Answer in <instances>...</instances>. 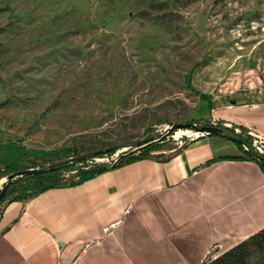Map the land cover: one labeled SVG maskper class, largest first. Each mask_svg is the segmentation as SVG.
<instances>
[{
    "label": "rangeland",
    "instance_id": "374dc122",
    "mask_svg": "<svg viewBox=\"0 0 264 264\" xmlns=\"http://www.w3.org/2000/svg\"><path fill=\"white\" fill-rule=\"evenodd\" d=\"M259 91L264 0H0V190L59 158L115 151L68 180L150 138L179 150L197 131L173 124L228 127L212 110Z\"/></svg>",
    "mask_w": 264,
    "mask_h": 264
},
{
    "label": "crops",
    "instance_id": "0c3cea01",
    "mask_svg": "<svg viewBox=\"0 0 264 264\" xmlns=\"http://www.w3.org/2000/svg\"><path fill=\"white\" fill-rule=\"evenodd\" d=\"M212 112L264 140L262 91L233 92ZM242 155L204 136L73 185L12 196L0 205V264H201L264 228V172L251 159H222Z\"/></svg>",
    "mask_w": 264,
    "mask_h": 264
},
{
    "label": "trees",
    "instance_id": "16d2710c",
    "mask_svg": "<svg viewBox=\"0 0 264 264\" xmlns=\"http://www.w3.org/2000/svg\"><path fill=\"white\" fill-rule=\"evenodd\" d=\"M220 122V121H219ZM195 125V124H194ZM197 126V125H195ZM207 126H210L209 124ZM215 126L219 128H225L233 133H235V126L232 125L229 127H224L222 123H217ZM198 127H201L198 125ZM244 133H247V131L240 127V133L237 134L241 139L244 141V145H241L239 143L231 141L237 148L243 150L242 156H225L222 157V159H237V158H247L255 161L259 168L264 172V155L257 152L256 149L252 147V139L250 135H245ZM207 136H213V135H207ZM204 136H200L196 139L203 138ZM155 138H150L148 141H146L144 146L139 147L141 149L140 151H132L128 154L122 155L115 163L110 164H102V163H95L91 167V169L84 170L77 175H75V179L70 178L68 180L63 179L62 176L65 172L72 171L76 166L79 164H83L85 162L91 161V159H95L98 156H110L115 151L114 150H107L102 152L101 154L90 156L88 157L87 154L86 157L83 160H78V157L80 156H73L70 160L65 159H57L56 162H59L58 164L54 165L53 168L46 172H41L38 174H30V175H22L20 179L18 177L15 178V180L12 179L15 177H12L9 179L6 184L7 188L3 195V197L0 199V205L4 203L8 198L14 197L13 200L20 199L25 196L34 195L39 192H43L55 187H59L62 185H73L77 182H82L88 179H91L106 170L113 169L119 165H122L124 163L139 160L144 157H148L152 154L151 151H147L145 149L146 146L154 144ZM131 146V145H130ZM138 149V150H139ZM151 152V153H150ZM210 163L207 162L206 164ZM53 163H49L47 165H39L38 169H43L51 166ZM17 169L16 172L24 171L26 169ZM3 174L0 173V177H2ZM18 178V179H17ZM24 181V182H23ZM32 191L29 192V194H25L24 191ZM1 191V190H0ZM201 264H264V228L257 231L256 233L250 235L246 239L242 240L241 242L237 243L236 245L232 246L231 248L227 249L226 251L222 253H210Z\"/></svg>",
    "mask_w": 264,
    "mask_h": 264
},
{
    "label": "water",
    "instance_id": "95a60500",
    "mask_svg": "<svg viewBox=\"0 0 264 264\" xmlns=\"http://www.w3.org/2000/svg\"><path fill=\"white\" fill-rule=\"evenodd\" d=\"M187 128L194 129L195 131L200 133V136H207V135L218 136L221 138L229 139V140L236 142V143H239L241 145H244V141L236 133H233V132H231L225 128H219L217 126H201V127H198V126H195L194 124H190V125L173 124L170 129L173 131H176L178 129H187ZM105 151H107V150H105ZM102 152H104V151H98V152L90 153V154H87V156L88 157L95 156V155L101 154ZM85 157H86L85 155L80 156V157H78V160H83ZM70 159L71 158H67L65 160H70ZM58 163L59 162H54L51 166H49L47 168H43V169H37V170L26 169L24 171H20V172L15 173L14 176L17 177V176H22V175H30V174H38L41 172H46V171L51 170L53 168V166L58 164ZM6 188H7V184H5L1 188L0 199L3 197V195L6 191Z\"/></svg>",
    "mask_w": 264,
    "mask_h": 264
},
{
    "label": "bare ground",
    "instance_id": "6f19581e",
    "mask_svg": "<svg viewBox=\"0 0 264 264\" xmlns=\"http://www.w3.org/2000/svg\"><path fill=\"white\" fill-rule=\"evenodd\" d=\"M189 133V131L188 130H181V129H179V130H177V132H176V138H178V137H180L181 135H186V134H188ZM193 133V132H192ZM198 132H194L192 135H195V137H198ZM200 134V133H199Z\"/></svg>",
    "mask_w": 264,
    "mask_h": 264
},
{
    "label": "built area",
    "instance_id": "2783aa9c",
    "mask_svg": "<svg viewBox=\"0 0 264 264\" xmlns=\"http://www.w3.org/2000/svg\"><path fill=\"white\" fill-rule=\"evenodd\" d=\"M228 127H230V125H228ZM236 131V133H237V130H235ZM253 137H254V142L256 143V142H259V143H263L264 144V140L263 139H261V138H258V137H256V136H254V135H252ZM197 138V137H196ZM258 150H259V148H257ZM116 162V160L114 161V162H112V163H115Z\"/></svg>",
    "mask_w": 264,
    "mask_h": 264
}]
</instances>
